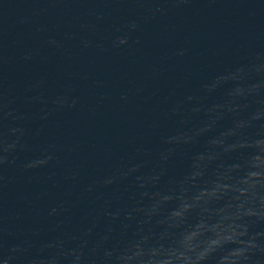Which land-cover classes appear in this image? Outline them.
<instances>
[{
  "label": "water",
  "instance_id": "water-1",
  "mask_svg": "<svg viewBox=\"0 0 264 264\" xmlns=\"http://www.w3.org/2000/svg\"><path fill=\"white\" fill-rule=\"evenodd\" d=\"M261 104L264 0H0V264H119Z\"/></svg>",
  "mask_w": 264,
  "mask_h": 264
},
{
  "label": "clouds",
  "instance_id": "clouds-1",
  "mask_svg": "<svg viewBox=\"0 0 264 264\" xmlns=\"http://www.w3.org/2000/svg\"><path fill=\"white\" fill-rule=\"evenodd\" d=\"M243 72L237 69L232 78L238 79ZM226 79L221 75L216 81ZM259 87L239 84L235 91L238 96L255 98ZM261 109L264 104L222 133L235 136L234 141L211 142L221 152L200 154L192 170L172 181L168 191L152 194L154 203L145 210L148 217L174 202L160 220L164 229L130 241L117 256L119 264H260L252 257L264 253V231L256 230L264 223V122L255 123ZM252 128L254 132L246 131ZM232 152L238 155L222 159Z\"/></svg>",
  "mask_w": 264,
  "mask_h": 264
}]
</instances>
